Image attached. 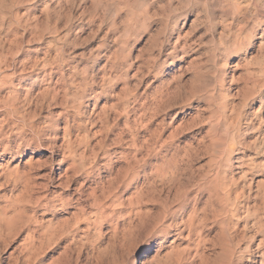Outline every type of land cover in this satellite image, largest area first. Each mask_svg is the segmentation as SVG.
<instances>
[{
  "label": "rangeland",
  "instance_id": "1",
  "mask_svg": "<svg viewBox=\"0 0 264 264\" xmlns=\"http://www.w3.org/2000/svg\"><path fill=\"white\" fill-rule=\"evenodd\" d=\"M31 1L0 0V103L3 106L0 104V120L4 119L3 124L0 122V134L8 131L4 134L8 137H0V168L4 171L7 162L9 168L15 166L7 175L13 177L16 172L14 176L20 177L18 180L11 178L10 182L11 176L0 170V206L7 197L8 201L13 198L9 202L15 201L13 204H18L21 214L24 212L21 221L16 223H20L21 231L15 225L14 231L17 229L18 232L13 231L15 235L9 239L8 247L0 241L3 245L0 246V264H142L141 257L146 253L147 243L151 251L156 252V244L153 243H160V240L163 248L156 253L158 260L161 257L160 262L164 261L162 264L170 261H173L170 264H179L180 261L202 264L199 259H193L191 249L195 240L185 237L186 240V232L176 238L178 232L171 228L167 240L159 238L160 231L170 223V212L177 210L174 187L180 192L189 191L188 194L183 193L186 201L191 195L188 200L195 199L197 209L205 210L204 237L200 243L203 246L199 247L205 249L199 250L205 258L200 259L204 260L203 264H264V15L260 16L264 14V1L228 0L229 5L224 0H140L141 4L134 0ZM257 2L261 5L258 6ZM94 3L96 9L93 8ZM248 4L255 7L250 8ZM127 5L131 14L126 9ZM43 7L48 9L43 10ZM145 13H148L147 17ZM249 17L253 18V24ZM254 23L259 24L255 27ZM236 30L240 34H234ZM227 37L230 45L225 39ZM223 39L228 43L225 40L222 43ZM35 62L38 63L36 66ZM8 76L13 77L9 79ZM6 89L12 97L9 94L3 97ZM223 98L224 102H221ZM4 105L10 106L8 113ZM77 105L81 108L78 109ZM11 107L16 109L13 108L14 113ZM2 111L11 116L10 119H6L9 117ZM236 129L239 130L237 133ZM226 149H230L229 152ZM135 152H140V155ZM8 153H13L14 158L10 160ZM129 155L133 156L131 162L129 158L132 156ZM134 157L135 161L139 158L140 163H135ZM156 165L160 171L173 172L175 167L173 173H176L175 180L178 181L173 189L163 188L154 177L148 182L140 177L143 173L150 174ZM241 172L246 177L241 176ZM122 179L126 180L125 183ZM136 180L139 184L143 182L138 193L142 190L146 193H140V198L136 193L134 197L137 198H131L135 194ZM213 181L214 185L211 184ZM215 186L220 192L215 190ZM90 189L93 192L91 197ZM217 191L220 195L216 197ZM92 195L97 198L93 199V204ZM172 200L174 203H169ZM61 203L67 205L63 204L64 207ZM96 205L100 208H95ZM99 211L104 214H99ZM134 211L138 214H131ZM44 219H50L54 225L59 223L52 225V233L45 231ZM58 231L65 235L60 236ZM30 233L34 234L33 237ZM66 233H70V238ZM28 234L31 235L29 239ZM44 238L48 240L46 243ZM70 239L76 244H72ZM65 244L69 248H64ZM175 245H178L177 250ZM167 250L175 256L171 257Z\"/></svg>",
  "mask_w": 264,
  "mask_h": 264
},
{
  "label": "bare ground",
  "instance_id": "2",
  "mask_svg": "<svg viewBox=\"0 0 264 264\" xmlns=\"http://www.w3.org/2000/svg\"><path fill=\"white\" fill-rule=\"evenodd\" d=\"M29 1H30V0H29ZM32 1H33V0H32ZM32 1H31V2H32ZM94 1H95V0H94ZM94 1H93V2H94ZM96 1H97V0H96ZM119 1H120V0H119ZM126 1H127V0H126ZM139 1H140V0H139ZM139 1L134 0L135 3H139V4L143 3V2H141V1H140V2H139ZM143 1L146 2V0H143ZM147 1H148V0H147ZM217 1H218V0H217ZM224 1L227 2V4H228V2H229L228 0H227V1L224 0ZM232 1H233V0H232ZM243 1H247V0H243ZM255 1H256V0H255ZM263 1H264V0H263ZM98 2H99V1H98ZM124 2H125V1H124ZM182 2H185V1L182 0ZM233 2H234V1H233ZM248 2H249V1H248ZM248 2H247V3H248ZM250 2H251V0H250ZM250 2H249V3H250ZM258 2H259V1H258ZM258 2H257V5L260 6L261 4L259 5ZM12 3H13V2H12ZM128 3H129V1H128ZM128 3H127V4H128ZM240 3H241V2H240ZM245 3H246V2H245ZM247 3H246V4H247ZM253 3H254V2H253ZM262 3H263V2H262ZM45 4H46V6L48 5L47 3H45ZM97 4H98V3H97ZM99 4H100V2H99ZM139 4H138V6H139ZM189 4H190V3H189ZM231 4H232V3H231ZM236 4H237V3H236ZM236 4H235V6H236ZM238 4H239V3H238ZM238 4H237V5H238ZM242 4H243V3H242ZM0 5H1V3H0ZM10 5H11V4H10ZM95 5H96V4L94 3V4H93V8L96 9ZM100 5H101V4H100ZM103 5H104V4H103ZM125 5H126V3H124V6H125ZM228 5H229V4H228ZM255 5H256V3H255ZM2 6H3V4H2ZM87 6H88V5H87ZM144 6H147V5L144 4ZM144 6H143V7H144ZM241 6H243V5H241ZM248 6H249L250 8H251V6L255 7L254 5H251V6H250V4H248ZM258 6H257V7H258ZM263 6H264V5H263ZM0 7H1V6H0ZM236 7H237V6H236ZM253 7H252V8H253ZM257 7H256V8H257ZM45 8H47V7H43V10H44ZM93 8H92V9H93ZM97 8H98V5H97ZM104 8H105V7H104ZM107 8H108V7H107ZM111 8H112V7H110V9H111ZM146 8H148V6H147ZM232 8H233V7H232ZM246 8H247V7H246ZM262 8H263V7H262ZM47 9H48V8H47ZM47 9H45V10H47ZM110 9H109V10H110ZM126 9L129 10L128 5H127V8H126ZM242 9H243V8H242ZM254 9H255V8H254ZM254 9H253V11H254ZM146 10H147V9H146ZM231 10H232V9H231ZM235 10H236V9H235ZM239 10H240V8H239ZM243 10H244V9H243ZM246 10H248V9H246ZM249 10H251V9H249ZM249 10H248V11H249ZM255 10H256V9H255ZM87 11H88V10H87ZM112 11H113V10H112ZM126 11H127V10H126ZM129 11H130V10H129ZM147 11H148V10H147ZM258 11H259V10H257V12H258ZM260 11H262V10L260 9ZM263 11H264V9H263ZM149 12H150V11H149ZM149 12H148V13H149ZM242 12H245V10L242 11ZM242 12H241L240 14H244V13H242ZM257 12H256V13H257ZM63 13H64V12H63ZM127 13H128V11H127ZM141 13H142V12H141ZM148 13H145V14H146V17L148 16V15H147ZM261 13H263V12H261ZM111 14H112V12H111ZM129 14H131V11H130ZM143 14H144V13H143ZM235 14H236V13H235ZM238 14H239V13H238ZM247 14H248V12H247ZM251 14H252V13H251ZM39 15H40V14H39ZM163 15H164V14H163ZM236 15H237V14H236ZM244 15H245V14H244ZM244 15H243V16H244ZM249 15H250V14H249ZM252 15H254V14H252ZM258 15H259V13H258ZM262 15H264V14H261L260 16H262ZM110 16H111V15H110ZM126 16H128V15L126 14ZM139 16L141 17V15H139ZM144 16H145V15H143L142 17H144ZM237 16H239V15H237ZM250 16H251V15H250ZM260 16H259V17H260ZM146 17H145V18H146ZM256 17H257V15L255 16V18H256ZM263 17H264V16H263ZM263 17H262V18H263ZM145 18H144V19H145ZM178 18H179V17H178ZM178 18H177V19H178ZM180 18H181V16H180ZM180 18H179V19H180ZM262 18H261V19H262ZM137 19H138V18H137ZM139 19H141V18H139ZM146 19H149V17L146 18ZM146 19H145V20H146ZM179 19H178V20H179ZM249 19H250V21H251V19H253V18H250V17H249ZM261 19H260V21H261ZM43 20H44V19H43ZM149 20H150V19H149ZM175 20H176V19H175ZM175 20H174V21H175ZM258 20H259V18H258ZM39 21H40V20H39ZM137 21H140V20H137ZM143 21H144V20H143ZM146 21H147V20H146ZM174 21H173V22H174ZM148 22H149V21H148ZM245 22H247V21H245ZM251 22H252V24H253L254 20H252ZM256 22H257V20H256ZM258 22H259V21H258ZM261 22H262V21H261ZM40 23H41V22H40ZM140 23H141V22H140ZM145 23H146V22H145ZM145 23H144V24H145ZM175 23H178L177 20L175 21ZM247 23H248V22H247ZM259 23H260V22H259ZM259 23H258V24H259ZM137 24H138V22H137ZM194 24H195V23H194ZM250 24H251V23H250ZM250 24H249V26L252 25V24H251V25H250ZM258 24H256V25H258ZM260 24H261V23H260ZM34 25H37L36 22H35ZM141 25H142L141 29H143V28H144V27H143V24L141 23ZM141 25H140V26H141ZM145 25H146V24H145ZM145 25H144V26H145ZM176 25H177V24H176ZM256 25H255V23H254V26H255V27H256ZM126 26H127V25H126ZM147 26H148V25H147ZM147 26H145V27H147ZM173 26H174V25H173ZM173 26H172V29L174 28ZM247 26H248V24H247ZM249 26H248V27H249ZM132 27H133V26H132ZM251 27H252V26H251ZM129 28H130V26L128 27V30H129ZM133 28H134V27H133ZM133 28H131V29H133ZM242 28H243V26H242ZM244 28H245V27H244ZM28 29H29V28H28ZM238 29L241 30V28H238ZM252 29H253V27H252ZM228 30H230V29H228ZM228 30H227V31H228ZM242 30H243V29H242ZM253 30H254V29H253ZM125 31H126V29H125ZM136 31H137V30H136ZM128 32H129V31H128ZM131 32H132V31L130 30V34H132ZM229 32H230V31H229ZM235 32H238V30L234 31V34H235ZM250 32H251V31H250ZM125 33H127V32H125ZM227 33H228V32H227ZM232 33H233V32H232ZM232 33L230 32V34H232ZM238 33H239V32H238ZM238 33H237V35L240 34V33H239V34H238ZM230 34H228V35H230ZM126 35H127V34H126ZM132 35H133V34H132ZM224 35H225V34H224ZM228 35H227V36H228ZM232 35H233V34H232ZM117 36H118V35H117ZM149 36H150V35H149ZM36 37H37V36H36ZM225 37H226V36H225ZM236 37H237V36H236ZM236 37H233V39H235ZM238 37H239V36H238ZM223 38H224V37H223ZM230 38H232V37H230ZM246 38H247V37H246ZM221 39H222V38H221ZM225 39H227V40L229 41L228 37L225 38ZM225 39H223L221 42L224 43L223 41H224ZM242 39H243V38L241 37V40H242ZM249 39H250V38H249ZM3 40H5V39H3ZM6 40H7V39H6ZM236 40H237V39H236ZM241 40L239 39V40H237V41H241ZM243 40H245V38H244ZM18 41H19V40H18ZM234 41H235V40H234ZM231 42H233V41H231ZM222 43H221V45H222ZM225 43H228V42H226V40H225ZM238 43L240 44V42H238ZM1 44H2V43H1ZM5 44H6V46H7V43H5ZM5 44H3V45L5 46ZM8 44H9V42H8ZM11 44H12V43H11ZM16 44H17V43H16ZM25 44H26V43H25ZM231 44H232V43H231ZM234 44H236V42H234ZM241 44H242V43H241ZM12 45H13V44H12ZM12 45H10V46L12 47ZM174 45H176V43H175ZM174 45H173L172 47H174ZM225 45H226V44H225ZM229 45H230V41H229ZM246 45H247V44H246ZM0 46H1V45H0ZM10 46H9V47H10ZM223 46H224V45H223ZM237 46L239 47V45H237ZM244 46H245V44H244ZM1 47H2V46H1ZM228 47L230 48V46L227 45L226 48H228ZM234 47H235V46H234ZM245 47H246V46H245ZM175 48H176V46H175ZM221 48H222V47H221ZM223 48H224V47H223ZM229 48H228V49H229ZM239 48H240V47H239ZM239 48L237 49V52H238V53L240 52V51H238ZM7 49H8V48H7ZM7 49H6V50H7ZM172 49H173V48H172ZM172 49H171V50H172ZM176 49H177V48H176ZM181 49H182V48H181ZM6 50H5V51H6ZM10 50H11V48H10ZM173 50H175V49H173ZM231 50H232V52H234V50H233L232 48H231ZM231 50H230V51H231ZM235 50H236V49H235ZM241 50H243V49H241ZM176 51H177V50H176ZM176 51H174V54H175ZM180 51H181V50H180ZM7 52H8V51H7ZM9 52H10V54H11V51H9ZM226 52H228V51H226ZM226 52H224V53H226ZM170 53H171V52H170ZM235 53H236V52H235ZM176 54H177V52H176ZM227 54H229V52H228ZM236 54H237V53H236ZM172 55H173V54H172ZM222 55H223V53H222ZM174 56H175V55H174ZM225 56H226V55H225ZM244 58H245V57H244ZM4 61H5V60H4ZM25 61H26V60H25ZM246 61H247V60H246ZM7 62H8V61H7ZM7 62H6V64H7ZM30 62H31V61H30ZM2 63H3V62H2ZM2 63H1V64H2ZM24 63H25V62H24ZM39 63H40V62H39ZM26 64H28L27 61H26ZM33 64H34V63H33ZM37 64H38V63L35 62L34 65L36 66ZM4 65H5V64H4ZM8 65H9V64H8ZM23 65H25V64H23ZM39 65H40V64H39ZM225 65H226V63H225ZM235 66H237V65H235ZM2 67H3V66H2ZM9 67H10V65H9ZM9 67H8V68H9ZM25 67H26V65H25ZM27 67H28V66H27ZM33 67H34V66H33ZM33 67H32V68H33ZM4 68H5V67H4ZM6 68H7V66H6ZM6 68H5V69H6ZM28 68H30V67H28ZM32 68H31V69H32ZM11 69H12V68H11ZM23 69H24V68H23V66H22V70H23ZM34 69H35V68H34ZM24 70H25V69H24ZM26 70H27V69H26ZM221 70H222V69H221ZM2 71H3V69H2ZM12 71H13V70H12ZM15 71H16V70H15ZM6 72H7V71H6ZM10 72H11V71H10ZM13 72H14V71H13ZM2 73H3V72H2ZM22 73H23V72H22ZM24 73H26V72L24 71ZM24 73H23V74H24ZM221 73H222V72H221ZM12 74H15V73H12ZM12 74H11V75H12ZM0 75H1V73H0ZM3 75H5V72H4ZM17 75H18V74H17ZM26 75H27V74H26ZM180 75H181V74H180ZM222 75H223V74H222ZM222 75H220V76H222ZM15 76H16V75H15ZM15 76H14V77H15ZM19 76H20V75H19ZM22 76H23V75H22ZM220 76H219V77H220ZM0 77L2 78V76H0ZM5 77H6V76H5ZM9 77H13V76H8V78H9ZM16 77H17V76H16ZM48 78H50V77H48ZM9 79H10V78H9ZM9 79H8V80H9ZM18 79H19V78H18ZM24 79H25V78H24ZM50 79H51V78H50ZM177 80H178V79H177ZM1 81H2V80H1ZM9 81H10V80H9ZM9 81H8V82H9ZM21 81H22V79H21ZM56 81H57V80H56ZM8 82H7V84H8ZM13 82H14V81H13ZM18 82H19V80H18ZM18 82H17V83H18ZM48 82H49V81H48ZM48 82H47V83H48ZM54 82H55V81H54ZM2 83H3V82H2ZM4 83H5V82H4ZM19 83H20V82H19ZM55 83H57V82H55ZM5 84H6V83H5ZM13 84H14V83H13ZM52 84H53V83H52ZM9 85L11 86V83H9ZM15 85H16V84H15ZM54 85H55V84H54ZM13 86H14V85H13ZM51 86H52V85H51ZM5 87H6V86H5ZM7 87H8V86H7ZM16 87H18V86H16ZM19 87H20V85H19ZM45 87H46V86H45ZM45 87H44V88H45ZM48 87H49V86H48ZM55 87H56V85H55ZM216 88H217V87H216ZM8 89H9V88H8ZM15 89H16V88H15ZM27 89H28V88H27ZM50 89H51V88H50ZM53 89H54V86H53ZM53 89H52V90H53ZM218 89H219V88H218ZM1 90H2V89H1ZM6 90H7V89H6ZM23 90H24V89H23ZM25 90H26V89H25ZM46 90H48V89H46ZM56 90H57V89H56ZM3 91H4V90H3ZM8 91H9V90H7V92L4 91V93H6V94H2L3 97L6 96V95H8V94L10 93V91H9V92H8ZM13 91H14V90H13ZM16 91H18V90H16ZM44 91H45V90H44ZM53 91H54V90H53ZM218 91H219V90H218ZM220 91H221V88H220ZM49 92H50V91H49ZM54 92H55V91H54ZM57 92H59V91H57ZM57 92H56V93H57ZM13 93H14V92H13ZM15 93H16V92H15ZM25 93H27V92H25ZM28 93H29V92H28ZM51 93H52V92H51ZM16 94H17V93H16ZM18 94H19V92H18ZM20 94H21V93H20ZM217 94H219V92H217ZM220 94H221V92H220ZM220 94H219V95H220ZM232 94H233V93H232ZM9 95H10V94H9ZM9 95H8V96H9ZM11 95H12V93H11ZM11 95H10V96H11ZM49 95H50V94H49ZM55 95H56V94H55ZM219 95H217V96H219ZM27 96H28V95H27ZM222 96H223V95H222ZM0 97H1V95H0ZM11 97H12V96H11ZM71 97H72V95H71ZM78 97H80V96H78ZM78 97H77V98H78ZM9 98H10V97H9ZM20 98H21V97H20ZM22 98H24V97H22ZM48 98H49V97H48ZM77 98H76V99H77ZM209 98H210V97H208V99H209ZM220 98H221V97H220ZM0 99H1V98H0ZM3 99H5V98H3ZM7 99H8V98H7ZM24 99H25V98H24ZM80 99H82V97H81ZM83 99H84V98H83ZM218 99H219V98H218ZM9 100H10V99H9ZM19 100H20V99H19ZM216 100H217V99H216ZM221 100H222L221 102H224V98L221 99ZM14 101H15V100H14ZM22 101H23V99H22ZM76 101H77V104L80 103V102H78V100H76ZM80 101H81V100H80ZM83 101H84V100H83ZM83 101H81V102H83ZM217 101H218V100H217ZM6 102H7V101H6ZM12 102H13V101H12ZM23 102H24V101H23ZM221 102H218V103H221ZM7 103H10V102L8 101ZM13 103H14V102H13ZM144 103H145V102H144ZM0 104H1V103H0ZM3 104H6V103L3 102ZM15 104H16V103H15ZM80 104H81V103H80ZM80 104H78V105H80ZM9 105L11 106V103H10ZM22 105H24V103H23ZM78 105H77L76 107H78ZM220 105H221V104H220ZM224 105L226 106V103H225ZM1 106H2V104H1ZM10 106H8V108H7V107L4 105V107H6L5 109L7 110V113L9 112L8 109H9ZM12 106H15V105H12ZM24 106H25V105H24ZM80 106H81V105H80ZM80 106H79V107H80ZM222 106H223V104H222ZM222 106H221V107H222ZM2 107H3V106H2ZM15 107H16V106H15ZM79 107H78V109H79ZM223 107H224V106H223ZM223 107H222V109H223ZM11 108H12V107H11ZM13 108H14V107H13ZM13 108H12V112L16 110L15 108H14L15 110H14ZM19 108H20V107H19ZM23 108H24V107H23ZM26 108H27V107H26ZM80 108H81V107H80ZM1 109H2V108H1ZM3 109H4V108H3ZM6 110H5V111H6ZM17 110H18V109H17ZM20 110H21V109H19V112L21 113ZM24 110H25V108H24ZM22 111H23V110H22ZM224 111H225V110H224ZM224 111H223L222 113H224ZM2 112H3V111H2ZM17 112H18V111H17ZM17 112H16L15 114H17ZM23 112H24V111H23ZM23 112H22V113H23ZM3 113H4V112H3ZM3 113H2V114H3ZM5 113H6V112H5ZM5 113H4V116H5ZM7 113H6V114H7ZM10 113H11V111H10ZM13 113H14V112H13ZM18 114H19V113H18ZM142 114H143V113H142ZM144 114H145V111H144ZM7 115H8V114H7ZM7 115H6V116H7ZM10 115H11V114H10ZM13 115H14V114H13ZM20 115L22 116V114H20ZM140 115H141V114H140ZM141 116H142V115H141ZM224 116H225V114H224ZM7 117H9V118H6V119H10L11 116L8 115ZM3 118H4V117H3ZM3 120H4V119L0 120V122H2ZM3 122H4V121H3ZM3 122H2V124H3ZM8 122H9V120H8ZM231 122H232V121H231ZM9 123H10V122H9ZM0 124H1V123H0ZM2 124H1V125H2ZM11 124H12V123H11ZM236 124H237V123H236ZM4 125H5V124H4ZM231 125H233V124L231 123ZM239 125H240V124H239ZM10 126H11V125H10ZM226 126H227V125H225V127H226ZM235 126H236V125H235ZM3 127H4V126H3ZM7 127H9V126H8V123H7ZM225 127H223V128H225ZM236 127H237V126H236ZM238 127H239V126H238ZM226 128H227V127H226ZM232 128H234V127H232ZM4 129H6V128H4ZM9 129H10V127H9ZM9 129H8V130H9ZM234 129H235V128H234ZM238 129H239V128H238ZM238 129H236L237 131L235 130L236 133L239 131ZM9 131H10V130H9ZM220 131H222V130H220ZM228 131H231V130H228ZM2 132H3V131H2ZM233 132H234V131H233ZM3 133H4V132H3ZM7 133H8V131H7L6 133H4V134H7ZM10 133H11V132H10ZM64 133H65V132H64ZM228 133H229V132H228ZM1 134H2V133H1ZM1 134H0V137H1V136H3V137H6V136H7V135L4 136V134L1 135ZM238 134H240V133H238ZM238 134H235V135L238 136ZM10 135H11V134H10ZM10 135H9V136H10ZM61 135H62V134H61ZM65 136L68 137V134L66 133ZM65 136H64V139L66 138ZM152 136H153V135H152ZM152 136H150V138H151ZM154 136H155V135H154ZM220 136H221V135H220ZM231 136H232V134H231ZM7 137H8V136H7ZM232 137H234V136H232ZM232 137H231V138H232ZM1 138H2V137H1ZM69 138H70V137H69ZM69 138H68V139H69ZM235 138H236V137H235ZM2 139H3V138H2ZM5 139H6V138H5ZM5 139H4V140H5ZM66 139H67V138H66ZM145 139H146V138H145ZM148 139H149V138H148ZM236 139H237V138H236ZM236 139H235V143H234V144H236ZM4 140H3V141H4ZM6 140H7V139H6ZM6 140H5V141H6ZM9 140H10V139H9ZM149 140H150V139H149ZM149 140H148V141H149ZM154 140H155V139H154ZM237 140H238V139H237ZM3 141H1V142H3ZM134 141H135V139H134ZM150 141H151V140H150ZM150 141H149V142H150ZM157 141H158V140H157ZM232 141L234 142L233 139H232ZM6 142H7V141H6ZM135 142H136V141H135ZM146 142H147V140H146ZM149 142H148V143H149ZM233 142H230V143L233 144ZM8 143H9V142H8ZM65 143H67V141H66ZM68 143H69V141H68ZM68 143H67V144H68ZM132 143H133V142H132ZM160 143H161V142H160ZM211 143H212V142H211ZM213 143H215V142H213ZM213 143H212V144H213ZM230 143H229V144H230ZM237 143H238V142H237ZM4 144H5V143L3 142V145H4ZM67 144H66V145H67ZM134 144H135V143H134ZM137 144H138V142H137ZM144 144H145V140H144ZM144 144H143V145H144ZM154 144H155V143H154ZM135 145H136V144H135ZM146 145H147V144H146ZM151 145H153V143H151ZM215 145H216V144H215ZM1 146H2V145H1ZM68 146H69V145H68ZM68 146H66V149H67ZM141 146H142V145H141ZM147 146H148V145H147ZM147 146H146V148H147ZM10 147H11V146H10ZM133 147H134V146H133ZM135 147H136V146H135ZM152 147H153V146H151V148H152ZM216 147H217V146H216ZM216 147H212V148H216ZM218 147L220 148V145H218ZM218 147H217V148H218ZM222 147H224V146H222ZM231 147H232V146H231ZM6 148H7V146L5 147V150H6ZM8 148H9V147H8ZM141 148H142V147H141ZM144 148H145V146H144ZM154 148H155V145H154ZM154 148H152L151 150L153 151ZM161 148H162V147H161ZM225 148H226V147H225ZM225 148H224V149H225ZM227 148H228V146H227ZM229 148H230V147H229ZM9 149H10V148H9ZM11 149H12V148H11ZM17 149H19V148H17ZM155 149H156V148H155ZM155 149H154V150H155ZM182 149H183V148H182ZM230 149H232V148H230ZM230 149H229V150H230ZM233 149H234V148H233ZM67 150H68V149H67ZM135 150L138 151V148L136 147ZM135 150H134V151H135ZM143 150H145V149H143ZM147 150H148V149H147ZM147 150H146V152H145V151H144V152H145V154L148 155L147 152H148L150 149H149L148 151H147ZM151 150H150V151H151ZM221 150L223 151V148H222ZM221 150H219V151H221ZM226 150H227V149H226ZM229 150H227V151L229 152ZM2 151H3V150H2ZM14 151H15V149H14ZM215 151H217V150H215ZM219 151H218V152H219ZM222 151H221V152H222ZM7 152H9V151H7ZM18 152H19V151H18ZM144 152H143V153H144ZM153 152H154V151H153ZM221 152H220V153H221ZM130 153H131V152H130ZM135 153H138V154L140 155V152H135ZM156 153H159V152H156ZM225 153H226V151H225ZM8 154L10 155V160L13 159L14 156H15L13 153H8ZM127 154H129V153H127ZM149 154H150V152H149ZM132 155H133V154H132ZM132 155H129V156H132ZM135 155H136V154H135ZM142 155H143V154H141V156H142ZM147 155H146V156H147ZM150 155H151V154H150ZM150 155H149V157H150ZM152 155H153V154H152ZM158 155H159V154H158ZM229 155H231V153H229ZM229 155H228V156H229ZM125 156H126V155H125ZM225 156H226V154H225ZM225 156H224V157H225ZM228 156H227L226 158H228ZM126 157H128V156H126ZM136 157H138V156L136 155ZM144 157H145V155H144ZM147 157H148V156H147ZM154 157H155V156H154ZM156 157H157V156H156ZM59 158H60V157H59ZM131 158H133V156L130 157L129 160H130ZM142 158H143V157H142ZM152 158H153V156H152ZM125 159H126V158H125ZM133 160L135 161V157H134ZM133 160H132V161H133ZM141 160H142V159H141ZM146 160H149V158H147ZM0 161H1V160H0ZM27 161L29 162L30 160H27ZM136 161L138 162V161H139V158H138V160L136 159ZM136 161H135V163H137ZM142 161H143V160H142ZM225 161H226V160H225ZM228 161H229V160H228ZM228 161H226V162H228ZM127 162H128V158H127ZM130 162H131V160H130ZM130 162H128V163H130ZM143 162H144V161H143ZM145 162L147 163L148 161H145ZM223 162H224V160H223ZM8 163H9V162H8ZM29 163H30V162H29ZM128 163H127V164H128ZM133 163H134V162H133ZM133 163H132V164H133ZM135 163H134V165L136 166ZM139 163H140V161H139ZM139 163H138V165H139ZM142 164H143V163H142ZM142 164H141V165H142ZM147 164H148V163H147ZM229 164H230V163H229ZM10 165H11V164H10ZM76 165H77V164H76ZM129 165H130V164H129ZM134 165H133V166H134ZM225 165H226V164H225ZM225 165H224V167H225ZM16 166H17V165H16ZM133 166H132V167H133ZM152 166H153V165H152ZM152 166H151V167H152ZM154 166H155V165H154ZM171 166H172V165H171ZM227 166H228V165H227ZM127 167H128V166H127ZM129 167H130V166H129ZM129 167H128V168H129ZM143 167H144V165H143ZM147 167H148V166H147ZM151 167H150V168H151ZM156 167H157V165H156ZM156 167H155V169H154V168L152 169L154 172H153V171H149L150 174H147L148 172L145 173V174L142 172L143 175L141 176V174H140V177H142V179H143L144 181H147V182H148L149 179H153V177H154V178H156V179L158 180L159 184L163 185V186H162L163 188L166 189V187H167V188L170 187V189H173L172 186L174 185V183H175L176 181H178V180H175V178H176V177H175L176 173H175V174L173 173L174 170H175V169H174L175 167L172 166L173 169H174V170L172 169L173 172H171V170H169V171H163L162 169H161V171H160L159 168H158V167L156 168ZM160 167H161V165H160ZM167 167H168V166H167ZM167 167H166V168H167ZM229 167H230V166H229ZM3 168H5L4 171L1 170V168H0V170L3 171L4 174L6 173L5 175H7V173H9V174L12 173V171L15 169V166H13L12 168L10 167V168H11V169H10V168L8 167L7 162H6V166L4 165ZM17 168H18V167H17ZM17 168H16V169H17ZM137 168H139V167H137ZM170 168H171V167H170ZM222 168H223V166H222ZM225 168H227V167H225ZM225 168H224V169H225ZM130 169H132V168H130ZM142 169L144 170V168H142ZM147 169H148V168H147ZM229 169H231V168H229ZM17 170H18V169H17ZM17 170H16V171H17ZM132 170H133V169H132ZM140 170H141V169H140ZM150 170H151V169H150ZM135 171H137V170H135ZM135 171H134V172H135ZM175 171H176V170H175ZM3 172H1V173H3ZM64 172H66V170H65ZM126 172H127V171H126ZM15 173H16V172H14V175H15ZM21 173H22V172H20V175H22ZM108 173H109V172H108ZM129 173H130V171H129ZM135 173H136V172H135ZM135 173H134V174H135ZM137 173H140V172L137 171ZM4 174H3V175H4ZM9 174H8L7 176H11V177H10V182H11V178L14 179L13 177H16V176L13 175V177H12V175H9ZM65 174H66V173H65ZM241 174H242L241 176H243L245 173L243 174V172H241ZM23 175H25V174H23ZM26 175H27V174H26ZM66 175H67V174H66ZM129 175H131L130 177H133V176H134V175L132 176V174H129ZM245 175H246V174H245ZM245 175H244V177H246ZM23 177H24V176H22L21 178H23ZM65 177H67V176H65ZM125 177H126V176H125ZM137 177H138V175H137ZM5 178H7V177H5ZM8 178H9V177H8ZM8 178H7V180H9ZM16 178H17V180H18L20 177L18 178V176H17ZM26 178H28V177H26ZM26 178H25V179H26ZM112 178H113V177H112ZM112 178H111V179H112ZM114 178H115V177H114ZM123 178H124V177H123ZM126 178H128V172H127V177H126ZM133 178H134V177H133ZM0 179H1V178H0ZM2 179H3V178H2ZM129 179H131V178H129ZM135 179H136V178H135ZM176 179H177V178H176ZM5 180H6V179H4V181H5ZM7 180H6V182H7ZM15 180H16V179H15ZM26 180H27V179H26ZM28 180H29V179H28ZM122 180H123L122 182H124L125 179H122ZM127 180H128V179H127ZM213 180H215V179H213ZM217 180H218V179H217ZM125 181H126V180H125ZM129 181H130V180H129ZM154 181H155V180H154ZM215 181H216V180H215ZM215 181H213V183L211 182V184L214 185V182H215ZM64 182L66 183V181H64ZM130 182L132 183V181H130ZM155 182H156V181H155ZM250 182H251V181H250ZM100 183H102V182H100ZM124 183H125V182H124ZM127 183H128V182H127ZM142 183H143V182H141V184H142ZM145 183H146V182H145ZM145 183H144V186L146 185ZM152 183H153V182H152ZM152 183H149V184H152ZM176 183H177V182H176ZM1 184H2V183H1ZM96 184H98V183H96ZM128 184H129V183H128ZM128 184H127V185H128ZM132 184H133V183H132ZM141 184H139L138 181L136 180V190H134V191H135V192H134L135 194H133V192H131V193L133 194V197H131V198H135L136 196L134 197V195H137V194H138L137 197L140 198V197H139V194H140V193H142V192H143V193H146V192H144L143 190L140 191V193H138V192H139L138 189L141 190V189H140V188L142 187ZM149 184H148V186H149ZM215 184H216V183H215ZM5 185H8V184L5 183ZM80 185H81V184H80ZM102 185H104V184H102ZM124 185H125V184H124ZM157 185H158V184H157ZM161 185H160V187H161ZM208 185H210V184H208ZM208 185H207V186H208ZM26 186H27V185H26ZM148 186H147V187H148ZM152 186H153V185H152ZM158 186H159V185H158ZM164 186H166V187H164ZM174 186H175V185H174ZM178 186L181 187L180 184H179ZM211 186H212V185H211ZM211 186H210V187H211ZM216 186H218V185H216ZM216 186H215V187H216ZM219 186H220V185H219ZM3 187H4V186H3ZM27 187H28V186H27ZM81 187H82V186H81ZM94 187H95V186H94ZM94 187H93V189H95ZM153 187H154V186H153ZM162 187H161V188H162ZM210 187H209V188H210ZM212 187H213V186H212ZM212 187H211V188H212ZM6 188H7V187H6ZM79 188H80V186H79ZM143 188H144V190H145L146 187H143ZM156 188H157V187H156ZM175 188H176V187H174V190H173L174 192H173V193H174L175 203L177 202V205H176L177 210H176V212H174V210H173V212H170V213H171V214H169L170 217H171V218L169 217V218H170V223H169V224H166V223H165V224L167 225L166 228L162 229L161 226H160V228L162 229L161 231H160V229L158 228L159 231H160V236H159V234H158V236H159V238H160V237H161V238L163 237L164 240H167V238L170 236V232H171L170 229H171V228H172V229H176L175 231L178 232L176 238L178 237V235H179V236L183 235L182 232H186V236H184V238H185V237H187V238H189V239H192V238H193V239L195 240V243H194V245H193V249L190 248V249L193 251V256H192L193 259H197V260L199 259V261H202V264H203V263H204V262H203L204 260H200V259L203 257V255H201V253H202L201 251H202L204 248L201 250V249H199V247L202 245V244H200V243H203L202 240H203V237H204V236L202 235V232H203V231H202V228H203V225H204V222H205L204 220H206V219H204V216H203L205 210L202 211L203 208H201V209H197V206H196V200L193 199V198H195V196H194L193 198H191V199H193V200H188L189 197L191 196V195H190V196L187 198V201H186L185 197H183V196H185L183 193H185L186 191L184 192L183 190L180 189V190L182 191V192H180V191H179V188H176V189H175ZM181 188H182V187H181ZM211 188H210V189H211ZM1 189L4 191V188L1 187ZM8 189H9V188H8ZM8 189H6V190H8ZM10 189H12V188L10 187ZM102 189H103V188H102ZM132 189H133V188H132ZM152 189L155 190V187L152 188ZM152 189H150V190H152ZM158 189H159V188H158ZM185 189H186V188H185ZM185 189H184V190H185ZM213 189H214V188H213ZM213 189H211V190H213ZM6 190H5V191H6ZM150 190H149V191H150ZM156 190H157V189H156ZM215 190H219V188L217 189V187H216ZM8 191H9V190H8ZM145 191H146V190H145ZM147 191H148V190H147ZM187 191H188V189H187ZM213 191H214V190H213ZM89 192H90V197H91V193H93V192H92L91 189H90ZM153 192H154V191H153ZM153 192H151V193H153ZM188 192H189V191H188ZM188 192H186V193L188 194ZM190 192H191V191H190ZM197 192H198V191H197ZM217 192H218V191H217ZM219 192H220V190H219ZM219 192H218V194H216V192H215L216 197L220 195ZM19 193H20V192H19ZM136 193H137V194H136ZM148 193H149V192H148ZM155 193H157V192H155ZM155 193H154V194H155ZM162 193H163V192H162ZM168 193H169V192H168ZM186 193H185V194H186ZM212 193H213V192H212ZM5 194H6V193H5ZM11 194H12V193L10 192V195H11ZM95 194H96V192H95ZM182 194H183V195H182ZM196 194H197V193H194V195H196ZM226 194H227V193H226ZM226 194H225V196H226ZM1 195H2V194H1ZM8 195H9V194H8ZM75 195H76V194H75ZM169 195H170V194H169ZM197 195H199V194H197ZM21 196H22V195H21ZM23 196H24V195H23ZM44 196H45V195H44ZM88 196H89V193H88ZM92 196H94V195H92ZM140 196H141V195H140ZM170 196H171V195H170ZM3 197H4V195H3ZM96 197H97V196H96ZM137 197H136V198H137ZM5 198H6V197H5ZM87 198L89 199V197H87ZM94 198H95V196L92 198V200H93ZM170 198H171V197H170ZM170 198H169V199H170ZM197 198H198V197H197ZM223 198H224V197H223ZM7 199H9V198L7 197ZM7 199L4 200V201H3V204L0 206V232H2V235H3V236L0 235V237H3V239L0 238V239H1L0 241H1V242L3 241V245L6 246V247H8V245H9V243H10V240H9V239H11V237H12L13 235H15V234H13V231H14V228H15L16 223L19 222V221H21V219H22V216H21V215L24 213V212H23V213L21 214L22 211H21L20 207H19V209H18V207H17L18 204H16V206L13 204L15 201H13V203H12V202H9V201H10L11 199H13V198H10L9 201H8ZM15 199H17V198H15ZM18 199H19V198H18ZM88 199H87V200H88ZM90 199H91V198H90ZM95 199H97V198H95ZM95 199H94V200H95ZM169 199H167V200H169ZM2 200H3V199H2ZM13 200H14V199H13ZM94 200H93L92 204L94 203ZM98 200H99V199H98ZM11 201H12V200H11ZM46 201H48V200H46ZM50 201H51V200H50ZM55 201H56V200H55ZM58 201H59V200H58ZM63 201H64V200H63ZM63 201H62V202H63ZM1 202H2V201H1ZM20 202H21V201H20ZM52 202H53V201H52ZM65 202H66V201H65ZM67 202H68V201H67ZM88 202H89V201H88ZM96 202L99 203L97 200H96ZM166 202H167V201H166ZM166 202H165V203H166ZM172 202H173V200H172V201H169V203H171V204H172ZM17 203H19V202H17ZM21 203H22V202H21ZM21 203H20V204H21ZM47 203H48V202H47ZM59 203H60V201H59ZM89 203H90V202H89ZM97 203H96V204H97ZM173 203H174V202H173ZM52 204H53V203H52ZM54 204H55V202H54ZM61 204H62V203H61ZM61 204H60L59 206H61ZM63 204H65V203H63ZM63 204H62V206H64V207H65V205H67V204H65V205H63ZM134 204H135V203H134ZM166 204H167V203H166ZM171 204H170V205H171ZM21 205H22V204H21ZM50 205H51V203H50ZM56 205H57V204H56ZM56 205H54V206H56ZM99 205H100V204H99ZM168 205H169V204H168ZM168 205H166V208H167V207L170 208ZM46 206H47V204H46ZM51 206H52V205H51ZM59 206H58L57 208H59ZM80 206H81V204H80ZM94 206H95V205H94ZM173 206H175V204H174ZM16 207H17V208H16ZM64 207H63V208H64ZM83 207H84V206H83ZM171 207H172V206H171ZM43 208H44V207H43ZM45 208H46V207H45ZM47 208H48V206H47ZM95 208L98 209V208H100V207L96 205ZM176 208H175V209H176ZM54 209H55V207H54ZM79 209H80V208H79ZM79 209H78V210H79ZM48 210H50V209H48ZM81 210H82V208H81ZM81 210H79V211L81 212ZM165 210H166V209H165ZM79 211H78V212H79ZM84 211H85V209H84ZM97 211H98V210H97ZM97 211H96V212L94 211V213H97ZM102 211H103V210H102ZM102 211H101V213H100V211H99L98 213H99V214H104V213H102ZM136 211H137V210H136ZM169 211H171V210H169ZM47 212H48V211H47ZM80 212H79L78 214H80ZM103 212H104V211H103ZM132 212H133V211H132ZM138 212H139V211H138ZM163 212H164V211H163ZM167 212H168V210H167ZM167 212H165V213L167 214ZM26 213H27V212H26ZM26 213H25V214H26ZM42 213H43V212H42ZM90 213H91V212H90ZM94 213H93V215H94ZM130 213H131V212H130ZM139 213H140V212H139ZM165 213H162V214H165ZM48 214H49V213H48ZM131 214H138V213H135V211H134V213H131ZM162 214H161V216H164V215H162ZM43 215H45V214H43ZM52 215H53V214H52ZM95 215H96V214H95ZM114 215H115V214H114ZM129 215H130V214H129ZM169 215H168V216H169ZM103 216H104V215H103ZM133 216H134V215H133ZM46 217H47V216H46ZM94 217H95V216H94ZM94 217H93V219H94ZM96 217H98V216H96ZM105 217H106V216H105ZM130 217H131V216H130ZM130 217H129V218H130ZM23 218H24V217H23ZM25 218H26V217H25ZM28 218H29V217H28ZM98 218L101 219V217H98ZM102 218H103V217H102ZM138 218H139V216H138ZM161 218H162V217H161ZM161 218H160V220H161ZM169 218H168V219H169ZM26 219H27V218H26ZM100 219H99V220H100ZM133 219H134V217H133ZM164 219L166 220V215H165V218H164ZM44 220L46 221V219H44ZM94 220H96V218H95ZM97 221H98V220H97ZM101 221H104V220H101ZM111 221H112V220H111ZM130 221H131V218H130ZM130 221H129V222H130ZM161 221L163 222L164 220L162 219ZM167 221H168V220H167ZM177 221H178V222H177ZM23 222H24V221H23ZM43 222H44V221H43ZM59 222H60V221H59ZM93 222H95V221H93ZM98 222H100V221H98ZM115 222H116V221H115ZM115 222H114V223H115ZM158 222H159V221H158ZM24 223H25V225H26V222H24ZM24 223L21 222V225H23ZM45 223H46V224H45L46 226L44 225V226H45L44 228L46 229L45 231H46V232L48 231V232H51V233L53 232V228H51V227H53V226L59 224V223L56 224L55 222H54L55 225L52 224L51 221H50V219H49V220L47 219V221H46ZM60 223H61V222H60ZM102 223H103V222H102ZM111 223H112V222H111ZM116 223H117V222H116ZM131 223H132V221H131ZM131 223H130V225H131ZM19 224H20V223H18V225H19ZM61 224H62V223H61ZM92 224H93V223H92ZM92 224H91V225H92ZM98 224H99V223H98ZM100 224H101V223H100ZM109 224H110V223H109ZM128 224H129V223H128ZM161 224H162V223H161ZM161 224H159V225H161ZM18 225H16V226L18 227ZM25 225H24V227H25ZM52 225H53V226H52ZM95 225H96V224H95ZM95 225H93V226H94V228L96 229ZM114 225H115V224H114ZM116 225H117V224H116ZM156 225H157V224H156ZM162 225H163V224H162ZM166 225H164V227H165ZM60 226H61V225H60ZM60 226H59V228H60ZM96 226H97V225H96ZM17 227H16V228H17ZM24 227H22V228H24ZM97 227H98V226H97ZM19 228H21V226L18 227V231H21V229H19ZM44 228H43V229H44ZM54 228L56 229V227H54ZM59 228H58V229H59ZM88 228H89V227H88ZM114 228H115V226H114ZM25 229H26V228H25ZM51 229H52V230H51ZM97 229H98V228H97ZM112 229H113V228H112ZM116 229H117V228H115V230H116ZM147 229H148V228H147ZM1 230H2V231H1ZM22 230H23V229H22ZM27 230H28V228H27ZM49 230H51V231H49ZM61 230H62V228H61ZM76 230H77V229H76ZM98 230H100V229H98ZM156 230H157V228H156ZM16 231H17V229H15L14 232H16ZM18 231H17V232H18ZM24 231H25V230H24ZM72 231H73V229H72ZM72 231H71V232H72ZM74 231H75V229H74ZM80 231H81V230H80ZM87 231H88V229H87ZM94 231H96V230H94ZM116 231H117V230H116ZM157 231H158V230H157ZM31 232H32V231H31ZM33 232H34V231H33ZM33 232H32V233H33ZM46 232H45V233H46ZM56 232H57V231H55V233H56ZM58 232H60V231H58ZM68 232H69V231H68ZM75 232H76V231H75ZM75 232H74V233H75ZM89 232H90V231H89ZM110 232H111V231H110ZM114 232H115V231H114ZM114 232H113V233H114ZM135 232H136V231H135ZM153 232H154V231H153ZM155 232H156V231H155ZM224 232H225V231H224ZM26 233H27V232H26ZM28 233H29V231H28ZM60 233H61V232H60ZM60 233H59V234H60ZM74 233H72V234H74ZM87 233H88V232H87ZM94 233H95V232H94ZM96 233H99V232L96 231ZM113 233H111V234H113ZM115 233H116V232H115ZM115 233H114V234H115ZM175 233H176V232H175ZM175 233H174V234H175ZM12 234H13V235H12ZM30 234H31V233H30ZM30 234H28V236L26 235L28 239L30 238V237H29ZM48 234H49V233H48ZM48 234H47V237L49 236ZM68 234H70V233H68ZM68 234L66 233V235H68ZM100 234H101V233H100ZM109 234H110V233H109ZM114 234H113V235H114ZM153 234H154V233H153ZM155 234H156V233H155ZM31 235H32V234H31ZM31 235H30V236H31ZM33 235H34V234H33ZM33 235H32V237H33ZM45 235H46V234H45ZM61 235H62V233L60 234V236H61ZM63 235H65V234L63 233ZM63 235H62V236H63ZM97 235H99V234H97ZM113 235H112V236H113ZM38 236H39V235H38ZM43 236H44V234H43ZM51 236H52V237H55V235H54V236L51 235ZM57 236H59V235L57 234ZM60 236H59L58 238H60ZM68 236H69V235H68ZM110 236H111V235H110ZM151 236H152V235H151ZM202 236H203V237H202ZM52 237H51V238H52ZM81 237H82V236H81ZM182 237H183V236H182ZM15 238H16V237H15ZM25 238H26V237H25ZM27 238H26V239H27ZM48 238H50V237H48ZM56 238H57V237H56ZM69 238H70V236H69ZM69 238H68V240H69ZM71 238H74V237L72 236ZM180 238H181V237H180ZM187 238H185V239L188 240ZM74 239H75V238H74ZM82 239H86V238H82ZM153 239H154V238H153ZM193 239H192V240H193ZM12 240H13V238H12ZM32 240H33V239H31V241H32ZM45 240H46V238H44V241H43V242H45ZM76 240H80V239H76ZM175 240H176V239H175ZM186 240H185V241H186ZM46 241H48V240H46ZM57 241H58V240H57ZM60 241H61V240H60ZM70 241H72V239H70ZM87 241H88V240H87ZM177 241H178V240H177ZM181 241L183 242V240H181ZM190 241H191V240H190ZM23 242H25V241H23ZM80 242H82V241H80ZM85 242H86V241H85ZM159 242H160V243H153V244H156V245H155V247H156V252L161 251V249L163 248V241L161 242V240H160ZM169 242H170V241H169ZM173 242H174V241H173ZM204 242H206V240H204ZM25 243H26V242H25ZM45 243H46V242H45ZM50 243H51V242H50ZM50 243H48V244H50ZM68 243H69V242H68ZM73 243L76 244V242H73V241H72V244H73ZM78 243H79V242H78ZM78 243H77V244H78ZM89 243H90V242H89ZM165 243H166V242H165ZM176 243H177V242H176ZM186 243H187V242H186ZM188 243H189V242H188ZM23 244H24V243H23ZM48 244H47V245H48ZM51 244H53V242H52ZM69 244H70V243H69ZM80 244H81V243H79V245H80ZM82 244H83V243H82ZM91 244H92V243H91ZM144 244H145V243H144ZM178 244H179V243H178ZM190 244H191V243H190ZM1 245H2V244H0V246H1ZM3 245H2V246H3ZM35 245H36V244H35ZM44 245H46V244H44ZM53 245H54V244H53ZM167 245L169 246V243H168ZM172 245H173V244H172ZM187 245H189V244H187ZM187 245H186V248H187ZM23 246H25V244H24ZM49 246H50V245H49ZM66 246H67V245L65 244L64 248H69V247H68L69 245H68L67 247H66ZM72 246H73V245H71V247H72ZM74 246H78V245H74ZM202 246H203V245H202ZM204 246H205V243H204ZM43 247H44V246H43ZM46 247H48V246H46ZM46 247H45L44 249H47ZM86 247H87V246H86ZM165 247H166V246H165ZM170 247H171V246H170ZM172 247H173V246H172ZM172 247H171V248H172ZM175 247H176V245H175ZM177 247H178V245H177ZM177 247H176V250L178 249ZM2 248H3V247H2ZM51 248H52V246L50 247V249H51ZM55 248H58V247H55ZM55 248H54V249H55ZM168 248H169V247H168ZM171 248H170V251L173 250V249L171 250ZM186 248H185V249H186ZM80 249H81V248H80ZM109 249H110V248H109ZM4 250H5V249H4ZM31 250H32V249H31ZM48 250H49V247H48ZM63 250H64V249H63ZM70 250H71V249H70ZM70 250H69V251H70ZM151 250H152V249H151L150 244L147 243V245H146V253L143 255V257H141L142 264H146V263H147V264H148V263H151V264H152V263L158 264V261H159V260H158V259H159V258H158V255H157V253H156L155 251H151ZM181 250H182V249H181ZM199 250H201V251H199ZM204 250H205V249H204ZM43 251H45V250H43ZM49 251L52 252V250H49ZM56 251H57V250H56ZM66 251L68 252V249H67ZM66 251H65V253H66ZM167 251L169 252V250H167ZM174 251H175V249H174ZM179 251H180V249H179ZM179 251H178V253H179ZM183 251H184V247H183ZM17 252H18V251H17ZM45 252H47V251H45ZM60 252L62 253V251H60ZM152 252H154L155 254L152 255V254H151ZM187 252H188V251H187ZM200 252H201V253H200ZM55 253H56V252H55ZM63 253H64V251H63ZM63 253H62V254H63ZM126 253H127V252H126ZM162 253H164V252H162ZM169 253H170V252H169ZM191 253H192V252H191ZM191 253L189 252V254H191ZM43 254H44V253H43ZM57 254H58V253H57ZM62 254L59 253V255H62ZM66 254H67V253H66ZM66 254H63V255H66ZM127 254H128V253H127ZM130 254H131V253H130ZM130 254H129V255H130ZM165 254H166V253H165ZM170 254H171V253H170ZM179 254H180V253H179ZM179 254H177V255L179 256ZM203 254H204V253H203ZM59 255H57V258H59V257H58ZM163 255H164V254H163ZM167 255H168V254H167ZM172 255H174V254H171V257H172ZM187 255H188V254H187ZM191 255H192V254H191ZM204 255H205V254H204ZM42 256H43V255H42ZM50 256H51V255H50ZM127 256H128V255H127ZM127 256H126V257H127ZM174 256H175V255H174ZM180 256H183V255H180ZM55 257H56V256H55ZM55 257H53V258H55ZM63 257H64V256H63ZM65 257H66V256H65ZM65 257H64V258H65ZM106 257H107V256H106ZM123 257H124V255H123ZM128 257H129V256H128ZM163 257L165 258L166 256L164 255ZM171 257H170V258H171ZM183 257H184V256H183ZM189 257H191V256H189ZM189 257H188V258H189ZM192 257L189 258V259H192ZM53 258H52V259H53ZM57 258H56V259H57ZM66 258H67V257H66ZM70 258H71V257H70ZM121 258H122V257H121ZM121 258H120V260H121ZM164 258H163V259H164ZM166 258H167V257H166ZM203 258H204V257H203ZM203 258H202V259H203ZM52 259H50V261H51ZM106 259H107V258H106ZM122 259H123V258H122ZM125 259H126V258H125ZM176 259L179 260L178 258H176ZM193 259H192V260H193ZM204 259H205V258H204ZM61 260H62V259H61ZM63 260H64V259H63ZM63 260H62V261H63ZM127 260H128V259H127ZM129 260H130V258H129ZM161 260H162V258L160 257V261H161ZM164 260H166V259H164ZM167 260L170 261V260H169V257L167 258ZM183 260H185V259H183ZM187 260H188V259H187ZM58 261H60V258H59ZM118 261H119V260H118ZM122 261H123V260H122ZM130 261H131V260H130ZM160 261H159V262H160ZM193 261L195 262V260H193ZM48 262H49V261H48ZM53 262H54V261H53ZM66 262L68 263L67 260H66ZM119 262H121V261H119ZM123 262H124V261H123ZM123 262H122V263H123ZM125 262H126V261H125ZM127 262H128V261H127ZM165 262H166V261H165ZM170 262H173V261H170ZM170 262H169V264H170ZM174 262H175V261H174ZM176 262H177V261H176ZM178 262H179V261H178ZM180 262H182V261H180ZM180 262H179V264H181ZM186 262H188V261H186ZM186 262H185V264H186ZM197 262H198V261H197ZM57 263H58V262H57ZM57 263H56V264H57ZM59 263H61V262H59ZM59 263H58V264H59ZM138 263H139V262H138ZM160 263H161V262H160ZM160 263H159V264H160ZM162 263H164V261H163ZM162 263H161V264H162ZM166 263H167V262H166ZM182 263L184 264V262H182ZM191 263H192V261H191ZM199 263H201V262H199ZM41 264H42V263H41ZM49 264H54V263H50V262H49ZM62 264H64V263H62ZM114 264H117V263L114 262ZM124 264H125V263H124ZM175 264H178V263H175ZM192 264H193V263H192ZM197 264H198V263H197Z\"/></svg>",
  "mask_w": 264,
  "mask_h": 264
}]
</instances>
